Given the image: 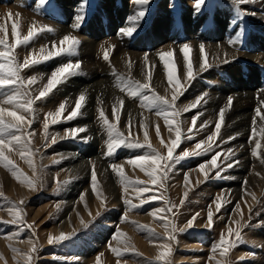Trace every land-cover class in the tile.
<instances>
[{"label":"rangeland","instance_id":"374dc122","mask_svg":"<svg viewBox=\"0 0 264 264\" xmlns=\"http://www.w3.org/2000/svg\"><path fill=\"white\" fill-rule=\"evenodd\" d=\"M66 3L68 9H71L70 16L65 13ZM196 4L197 0H151L147 5H138L135 0H0V25L7 28L9 43L15 42L13 23L17 24L21 37L26 36L33 26L36 29H50L40 32L27 45L13 49V55L19 63H23L33 53L39 55L41 48L54 51L65 35L79 40L74 52L21 71L24 79L33 76L37 78L30 89L33 98L39 95L51 73L58 67L66 63L80 64L79 70L47 98L36 100L33 113H22L33 120L27 132L33 134L30 139L35 170L18 148L13 147L11 151L5 152L24 176L36 180L35 187L22 182V178L11 168L0 163V192L3 193L0 196V264H24L25 253L31 254L32 264H161L156 257L162 251L160 246L164 243H169L172 248V254L168 257L170 264H217L218 261H226V264H264V137L260 134L264 120L256 116L258 108L264 115V91L261 93L263 101L260 99L259 102L262 104L253 103L251 111L255 113H251L249 124L242 129L231 127L232 120L229 121L226 111L233 106L232 102L228 105V100L221 102L210 114L205 113L208 104H213L212 100L222 95L219 91L221 83L232 88L231 90H240L235 79L237 75L241 77L244 72L254 70L255 66L264 74V13L261 11L264 9V0H250L243 4L238 0H203L199 8ZM140 11H145L142 18L139 16ZM218 11L223 13L225 21L236 20L226 36L220 34L219 29L211 23ZM9 13L12 15L9 16ZM78 16H83V20H77ZM237 23L243 28L240 33L236 29ZM114 24L119 28H115ZM101 25L115 27L110 33L96 38L92 50L85 49L82 36L90 38L87 32ZM212 26L214 34L212 28H209ZM129 27L136 28L131 37L121 31ZM202 28H208L212 35L194 37L196 31ZM175 29L178 37L173 35L172 40H168V34ZM179 31L187 35L190 31L192 33L188 38L179 40ZM3 35V30H0V36ZM185 43L192 49L190 57L193 78L188 77L182 52ZM201 44L204 45V53L207 54V62L211 67H202L204 53L200 50ZM250 44H256L258 48H248ZM0 50H5L3 45H0ZM106 50L109 52L108 60L103 58ZM166 51L173 52L176 77L181 82V94L177 95L174 103L177 115L173 124H179L182 142L175 149L174 155L192 151L196 143L207 140L215 132L220 111L225 109V105L228 107L224 110L221 131L211 152L178 162L162 178V187L153 186L152 191L137 196L135 188L142 185H129L125 192V185L120 182L112 165H122L125 174L132 180L151 185L152 177L148 172L130 164L129 159L152 151L145 144V131L148 134L147 143L166 156L167 145L175 139V128L170 129L164 116L156 114L159 107L163 106L148 107V102L143 97L151 95L150 91L143 90L133 97L124 86L132 87L130 81L149 82L156 94L171 100L175 88L168 82L166 69L159 58L160 53ZM145 56L148 59L147 65ZM3 62L5 61L0 58V63ZM86 66H92L91 70L84 71L82 67L88 68ZM93 66L98 78L113 91L118 101L96 100L88 125L98 135L97 153L82 160L84 171H73L70 165L74 162L68 163L66 157L69 153L78 151V146L86 145L90 133L80 132L76 139L57 138L56 143H52L51 138L57 133L65 136L70 130L83 127L81 120L88 102H85L78 118L56 125L50 124L48 139H45L43 125L47 113L57 111L61 103H65V117L75 108L79 97L74 98L63 92V86L74 77L95 71ZM243 82L254 91L264 89V85L260 83ZM194 84H198L200 90L196 89L197 91L188 94ZM12 91L11 88L0 89V100ZM121 99L124 104L117 120L114 106ZM101 110L124 136L138 140L145 147L138 149L122 146L109 156L107 144L115 138V133H110L100 118ZM168 111L171 113L173 109ZM85 129L87 131L88 128ZM14 133L15 130H10L4 134V138L7 139ZM188 136L194 138L186 139ZM256 143L261 144L259 150L255 148ZM245 148L247 153L243 155ZM229 150L235 155L225 160ZM124 152H129V155ZM218 153L219 167L209 171L208 179H205L204 172L199 170L198 165L207 163ZM235 161L238 164L227 168L228 163ZM242 167L245 168L243 172ZM93 170L99 185L96 190L93 189L91 180ZM217 172L224 178H217ZM75 184L79 185V192L69 197L68 191ZM153 193L159 199L142 207L132 208L124 203L128 199L133 204H139L141 199L147 200ZM217 197L220 199L217 200ZM21 201L23 204H20ZM237 204L240 205L239 210L236 208ZM16 206L22 209V221L17 224L6 223L15 219L12 209ZM157 208L165 211L154 217L152 212ZM169 208L171 212L168 211ZM209 210L213 213L211 227H208ZM162 216H166L170 224L175 225L172 233L174 240L167 239L168 233ZM236 221L243 225L241 240L224 257L216 246L222 235L227 237L229 228L236 229L239 226ZM29 224L32 225L31 229L27 227ZM142 225L148 227H141ZM149 229H154L155 232ZM117 231L125 236L115 238ZM73 232L74 236L60 244L48 243L49 237ZM230 239H236L235 232ZM33 246L36 247V252H31ZM14 248L20 251H13ZM133 248L134 251L131 250ZM113 249H119L120 254Z\"/></svg>","mask_w":264,"mask_h":264},{"label":"snow or ice","instance_id":"6c2138e0","mask_svg":"<svg viewBox=\"0 0 264 264\" xmlns=\"http://www.w3.org/2000/svg\"><path fill=\"white\" fill-rule=\"evenodd\" d=\"M42 2H46V0H42ZM151 2V0H135V3L138 5H147ZM239 3H248L250 0H238ZM203 4V0H197L196 7L199 8L200 5ZM12 14L9 13V16ZM145 15V11H140L139 16L142 18ZM77 20H83V16H78ZM79 26V25H78ZM13 32L15 34V42L9 43L7 39V28L4 25H0V30H3L4 35L0 36V45L4 46L5 50H0V58H2L5 62L0 63V89H13L11 94H7L3 100H0V163H3L5 167L11 168L12 171L19 177L22 178V182L28 184L31 187H35L36 180L33 178H29L24 176L22 171H20L14 162L9 159V157L5 154L6 150L11 151L13 147H16L20 150L21 155L28 160V162L32 165L33 169L35 170V164L32 161L33 151L31 147V139L30 137L33 135L32 133L27 132V128L33 123V120L29 119L26 115L22 113H33L34 108L33 105L36 100L47 98L49 94L53 92L60 84L66 82V80L71 76L74 75L77 70L80 68V64L76 63H66L65 65L58 67L51 73L50 78L47 81V84L39 91V95L35 98L31 95V86L37 82V78L35 76L24 79L21 76V71L23 69H27L31 66L43 63L48 61L49 59L60 57L66 53H72L76 50L77 45L79 44V40L76 37L65 35L60 40V46L55 47L54 51H47L44 48L40 49L39 55L33 53L32 56L26 57L23 60V63H19L16 57L13 55V49L17 48L21 45H27L31 40H33L40 32L50 29H36L33 26L30 29L26 36L21 37V33L18 30V26L16 23H13ZM122 32L126 33L128 37H131L133 33L136 31V28H126L121 30ZM200 50L204 53V45H200ZM192 49L189 44L185 43L182 46V52L187 64L188 69V77L193 78V65L192 60L190 57ZM105 60L109 59V52L106 50L104 52ZM160 60L163 62L164 68L166 69L168 82L172 84L175 88V93L171 100L167 97L160 96L156 94L155 90L151 88L149 82L141 83L139 81H130L133 86L127 87L131 96L136 97L141 91L148 90L152 94L146 95L143 97L144 101L148 102V107H156V106H163L159 107L157 111V115L164 116L165 121L168 123L169 128H175V139L172 140L170 145H167V155H162L158 150L153 149L150 143H147V131H145V144L148 148L152 149V151L148 154L144 155H136L134 158L129 159V163L133 166H139L141 169L148 172V174L152 177L151 185L139 181V180H132L125 174L124 167L119 164H113L112 168L117 173L120 178V182L125 185L124 191H128L129 185H142L135 188V192L137 196H143V194L152 191L153 186L162 187V178L168 175V171L174 167L175 164L178 162L185 160L190 157H197L201 156L202 154L209 153L213 150V144L218 137L221 131V125L224 121V110L222 109L219 113V122L216 124L215 132L212 135L207 137V140L201 141L196 143L194 150L192 151H184L182 154L174 155L175 149L181 144L182 142V133L179 124H173V121L176 118L177 113L174 110V103L177 99V95L181 94V82L176 77V64L173 60V52L166 51L160 53L159 56ZM145 64H148L147 56L144 58ZM131 66V65H129ZM202 67L208 68L211 65L207 62V54L204 53V62ZM151 74L148 75V80L150 81ZM86 102V97L84 94H80L79 98L75 104V108L65 117V103H61L59 108L55 112L47 113L44 122V131H45V139H48L47 133L49 125H56L58 123H65L67 121L74 120L78 118L82 114V108ZM231 103V101H229ZM124 101L121 99L119 100L118 104L114 106V113L116 119H119V114L121 107L123 106ZM10 105L11 107L5 106ZM195 107V105H193ZM168 109H173L171 113H169ZM256 114L264 120V115L261 114V110L258 108L256 110ZM100 118L103 120L104 124L108 127L110 133H115V138L111 139L110 142L107 144V154L111 156L114 151L119 150L122 146H127L129 148H138L142 149L145 147V144L140 143L138 140L134 138L126 137L119 131L117 125L115 123H111L108 118L106 117L103 110L100 111ZM255 124V121L253 122ZM146 127V126H145ZM10 130H15V133L12 134L9 138L5 139L4 134L9 132ZM86 129L84 127H80L77 129H72L65 136H60L58 133L51 138L52 143H56L57 138L59 139H66V138H77V134L80 132H84ZM158 131V129H157ZM191 132V130H189ZM260 134L264 137V125L260 128ZM255 136V128H253V137ZM186 139H192L193 136L185 137ZM233 139V138H230ZM86 142V141H84ZM256 150L261 148L260 143H256L255 145ZM255 154V153H254ZM235 153L229 150V154L225 155L224 159L229 160ZM220 154L213 156L210 161L207 163H201L198 165L200 171L204 172L205 179H208V172L211 171L213 168H218V159ZM235 164H238V161L233 163H228L227 168H232ZM207 169V171H206ZM217 178H224L221 176L220 172L216 173ZM92 186L93 189H98L99 185L96 180V173L93 170L91 174ZM3 193L0 192V196ZM83 199V197H81ZM159 199V196L153 193L149 199H141L139 204H133L131 200L125 199L124 203L126 205H130L132 208L142 207L144 204L156 201ZM220 197H217L219 200ZM253 200H255V195L253 194ZM23 204V201L20 202ZM219 209V205L217 206ZM237 210L240 209V205H236ZM22 209L19 206H16L12 209V212L15 216V219L6 221L8 224H17L22 221L21 216ZM165 210L163 208H157L152 212V215L155 217L157 213H162ZM171 212V208L168 209ZM251 211V209H249ZM212 217L213 213L209 210L208 213V227L212 226ZM242 218V213H241ZM126 219V217H125ZM161 219L165 220L164 227L167 230V239L174 240L175 236L172 233L175 231V225L170 224L166 216H162ZM83 223V220H81ZM239 225L236 229L229 228L228 235L225 237L224 235L221 236L219 244L216 246L219 248L221 255L227 257L230 248L235 247L238 242L241 240V227L239 221H236ZM29 229L32 228V225H27ZM87 227V225H85ZM141 227H148L146 225H142ZM189 227H191V221L189 222ZM151 232H155L154 229H149ZM233 232H235V240L230 239L232 237ZM75 235V232L71 234L61 233L58 237H49L48 243L49 244H60L65 240L70 239L72 236ZM125 234L117 231L116 237L117 239L124 237ZM162 251H160L159 255L156 257V260L161 262V264H170L168 257L172 254V248L169 243H164L161 246ZM36 247L33 246L31 252H36ZM131 250H135L134 248ZM215 250V248H214ZM13 251H20L19 249H13ZM113 251L120 254L119 249H113ZM142 255V254H140ZM24 264H32V256L30 253H25V261ZM217 264H226V261H218Z\"/></svg>","mask_w":264,"mask_h":264},{"label":"bare ground","instance_id":"6f19581e","mask_svg":"<svg viewBox=\"0 0 264 264\" xmlns=\"http://www.w3.org/2000/svg\"><path fill=\"white\" fill-rule=\"evenodd\" d=\"M64 8H65V13H67L68 16H70L71 9L70 10L68 9V4L67 3L64 4ZM69 8H71V7H69ZM261 11H263V13H264V9L261 10ZM209 15H208V18H210ZM162 16H163V14H162ZM222 17H223V13L218 11V14H217V16L214 19V22H211V23L214 26H216V29H219L220 34L225 35L226 33H228L229 30H231V26L233 25V22L236 21V20L226 19V21H225ZM208 18H206V20ZM62 20H64V19H62ZM195 21H196V19H195ZM114 25H116V27L115 26H113V27L119 28L117 26V24H114ZM132 26H133V24H132ZM113 27L109 26V25H101L98 28L90 29V31L87 32V35L90 38L85 37L86 35L82 36V38L84 39L85 49L88 48L87 50H92L94 48V46H95L96 38H98L99 36H102L104 34L106 35L107 33H110L109 31L113 30ZM209 28H212L211 31L214 34L213 26L209 27ZM207 29L208 28H205V29L202 28L199 31L195 30L196 33L193 36L196 37V38H203V37H205V35H212V33L209 32V30H207ZM236 29H237L238 33L242 32V30H243L241 25L238 24V23L236 25ZM176 30L177 29L173 30V32L168 34V36H167L168 40H172L171 37H173V35H177V37H178V34H177ZM192 32H194V30H192ZM192 32L190 31L188 33L191 35ZM188 35L186 33L182 32V31H179V40L180 39L183 40L185 38H188L189 37ZM249 42L251 43L253 41H249ZM255 45L250 44L248 46V48H251V47L258 48ZM260 56H259V58H260ZM248 58L251 59V57H248ZM86 67H88V66H86ZM91 68H92V66H90L88 68L82 67V69H84V71H86V72L90 71ZM93 68L95 69V66H93ZM254 68L255 69L252 70V71L244 72V74L241 77L237 75V77L235 78L237 80V82H238V85L240 86V90H231L232 88L230 89L228 86H225L224 84L221 83V87H220L219 91H220V93L222 95L218 96V98H216V99L214 98L212 100L213 104H208L207 109L205 110V113L206 114H210L212 110L217 109L219 107L221 102H223L224 100H228V102H229V100H231L233 107L229 108L226 111V115L230 119V120L229 119L228 120L229 121L232 120L231 121L232 122L231 127L235 128V129H237V128L242 129L244 126L246 127V125L249 124L248 123L249 116H251V113H255V112L251 111V110H253L252 109V107L254 106L253 103H257L258 104L260 102V99L263 98L261 93L264 91V89L260 90V91H254V89L253 90L250 89L248 87V85L245 82H243L245 80L246 82L251 83V84L252 83H260V85H264V74L261 72V70L259 71L256 66ZM197 85L194 84V86L190 88V92L188 91L187 93L190 94L192 91H195L196 89H198L199 87ZM63 87H64L63 88V92H65L66 94H69L70 96H73L74 98H78L80 94H84L85 97H86V101L88 102V104L84 107L85 110H86V112H84V118L81 120L82 121L81 124L83 125V127L84 128L85 127L88 128L87 131L85 130V132L83 134H87L88 132L90 133V135L87 138L88 139V143L86 145H83V146H78L77 147L78 151H76L75 153H69V154L67 153L69 156L66 157V160H67L68 163H73L74 162L73 164L70 165V168H72L73 171H82L83 167H84V162L82 160L87 159L86 157L89 156V155H91V156L93 155L94 156L97 153V148H98V135H96L95 132L93 131V128H90L89 125H88L89 119L92 118L91 114H92L93 107L96 106V100H98L100 98L102 101H115L116 102V101H118V97L114 95L112 90H110L109 88H107L104 85L103 80H100L98 78V73H97L96 69H95V71L89 72L85 76H78L76 78L75 77L72 78L70 81L65 83V86H63ZM198 90H200V89H198ZM244 90H245V92H242ZM226 96L230 97V98H224ZM208 101H209V99H208ZM223 103H225V102H223ZM259 104H262V103H259ZM228 105H230V103H228ZM258 106H260V105H258ZM227 107L228 106L225 105V109H227ZM262 110H264V109H262ZM224 116H225V113H224ZM256 116H257V114H256ZM247 131H248V129H247ZM246 148L242 151L243 155H245L247 153ZM124 154L125 155H127V154L129 155V152H127V154H126V152H124ZM243 171H245L244 167L241 168V172H243ZM77 192H79V185L75 184L68 191L69 197H73V195H75Z\"/></svg>","mask_w":264,"mask_h":264}]
</instances>
